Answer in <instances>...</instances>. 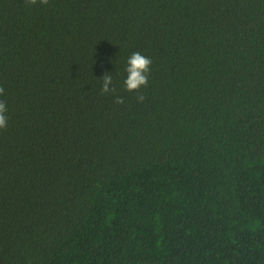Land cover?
I'll use <instances>...</instances> for the list:
<instances>
[{
  "label": "trees",
  "instance_id": "16d2710c",
  "mask_svg": "<svg viewBox=\"0 0 264 264\" xmlns=\"http://www.w3.org/2000/svg\"><path fill=\"white\" fill-rule=\"evenodd\" d=\"M0 86V264H264V0H0Z\"/></svg>",
  "mask_w": 264,
  "mask_h": 264
},
{
  "label": "clouds",
  "instance_id": "9594fccd",
  "mask_svg": "<svg viewBox=\"0 0 264 264\" xmlns=\"http://www.w3.org/2000/svg\"><path fill=\"white\" fill-rule=\"evenodd\" d=\"M37 3L42 5H47L48 0H25L26 6H33ZM152 61L149 57L141 54L139 51L131 53L126 61V79L124 80L125 91L128 92H137L139 93L142 87H147L148 85V77L151 71ZM110 85H112L110 87ZM115 86L112 82V76L106 73L102 77V86L101 93L115 94ZM5 94V89L3 86H0V96ZM145 99L143 94H138L137 101L143 102ZM116 104H123L124 98L121 96H117L114 100ZM8 108L5 100H0V130H5L8 124V116H7Z\"/></svg>",
  "mask_w": 264,
  "mask_h": 264
}]
</instances>
